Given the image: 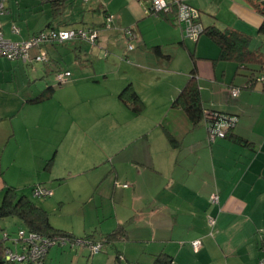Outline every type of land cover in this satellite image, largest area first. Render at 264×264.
<instances>
[{"label": "crops", "instance_id": "crops-1", "mask_svg": "<svg viewBox=\"0 0 264 264\" xmlns=\"http://www.w3.org/2000/svg\"><path fill=\"white\" fill-rule=\"evenodd\" d=\"M184 1L199 8L203 28L239 31L248 37L250 50L264 55V31L259 30L264 23L262 0ZM5 5L0 22L4 37L11 40H25L49 28L97 30L95 44L72 39L45 45L49 59L44 63L0 58V72L6 68L0 73V98H19L26 116L57 91L30 102L51 85L40 81L35 88L28 86L23 69L38 66L42 74L53 76L68 69L60 64L65 47L80 44L74 52L85 54L89 45L92 53L89 64L79 56L74 60L84 71L60 89V108L69 109L68 116L35 117L19 127L28 139L51 128L58 132L54 142L65 148V168L32 184L48 183L55 190L70 180L74 195L96 202L102 211L98 226L88 222L62 230L98 239L122 227L123 235L95 253L82 246L51 247L43 264H259L258 233L264 228V64L220 59L218 45L206 33L195 41L185 38L174 13H145L141 0H40L37 10L42 16L32 13L27 19L14 16L17 11L7 0ZM107 15L112 16L109 25ZM12 25L18 33L12 32ZM125 28L135 37L126 36ZM128 44L134 48L127 49ZM38 51L33 48L31 53ZM192 74L204 111L237 118L225 136L211 139L204 116L194 124L183 109L171 105ZM82 81L95 82L92 90L97 95L91 96ZM127 84L144 103L140 114L118 99ZM25 88L26 97L20 94ZM233 88L238 90L235 96ZM10 119L0 126V137L16 135ZM213 193L217 204L210 202ZM208 215L216 219L213 227ZM198 238L202 243L194 251L191 241Z\"/></svg>", "mask_w": 264, "mask_h": 264}, {"label": "rangeland", "instance_id": "rangeland-1", "mask_svg": "<svg viewBox=\"0 0 264 264\" xmlns=\"http://www.w3.org/2000/svg\"><path fill=\"white\" fill-rule=\"evenodd\" d=\"M9 3L11 7L13 6V10L17 11L14 16L18 14L24 19H27V16L32 13H37L39 16H42V12L37 10V7L41 6L40 0H7V5H9ZM85 19V23H89L90 20L87 21V19L91 18L86 16ZM78 45L80 44L69 45L68 47H65L68 50H61L60 56L62 61H60V64L63 68L68 67L71 73L68 82L64 85L58 86L52 74H42L41 71L38 70V66L36 67V70H32L31 68H26L25 70L23 69L24 73L25 71L27 72L26 76L30 80L28 81V86H33L32 88H35L39 85L40 81H42L45 86L47 84L51 85L55 87L54 91H57L51 99L46 101L47 103H38L35 105V108H30L33 109L30 115H22L26 108H21L19 104L20 101L18 100L19 98L17 99L16 96L3 95L2 98H0V126L6 124V122H9L12 116L13 124H16L17 127L16 135L9 136L8 134L0 137V203L5 188L11 185L18 195L28 196L35 203V205L44 209L48 214L51 226L59 230L64 229V227L72 228L74 225L83 227V224H85V226H87L88 222H95V226H98L97 223H99V221L102 219V211L101 209H97L96 202H88L74 195L73 192H71V186L73 184L70 180L55 190L49 188L48 183H42L45 188L51 191L49 195L40 196L34 194L33 187L36 184L33 185L31 181L34 180L35 182H38L42 179H46L48 178L50 171L65 168V163L62 160L67 159L66 153H64L65 148L62 150L60 148L61 146L54 142L55 137L58 136V132L53 131L51 128L44 129L39 136L34 137L32 135V137L28 139L24 134H22L19 124L21 122L32 121L35 117H40L41 120H44V118L50 120V118H52V114L53 117L57 119H65V116H68L67 111H69V109L60 108L61 102L59 101L62 95L60 89L63 90L66 88L74 80H76L75 77L77 75L83 73L84 69L78 70V68L74 66V60L78 56L81 60L86 62L85 64H89V62L92 60V58H90L92 53L90 54L89 52V45L87 46L88 48H86L87 53L84 54L83 52L79 53V51H77L76 54L74 49ZM0 58L5 62H8L9 60L6 57ZM10 66L11 65L9 64L7 67V70L9 71L11 70ZM5 69L6 68L4 67L1 68V72L5 73ZM16 70L17 69L11 72ZM80 83L90 86H87L86 88H88V91L93 93L92 89L93 86H95L93 83L95 82L86 83L82 81ZM94 88H97L96 92H98V87ZM99 88L101 90L102 87ZM26 90L27 88L20 91V94L24 95V97L27 95L25 92ZM96 95L97 93H93L91 96ZM18 112L19 115H16ZM20 116H22V121H20ZM104 116L105 115L102 114V118ZM67 118H73V116H69ZM97 130L100 131L101 128H98ZM90 148L92 149V146ZM40 156L43 158L41 159ZM54 157L55 163L53 164ZM60 195L66 196L60 197ZM19 227L20 223L16 217L8 216L5 218H0V236L2 231H6L11 235L12 238H16ZM7 244L9 245V243ZM8 264H25V262H10Z\"/></svg>", "mask_w": 264, "mask_h": 264}, {"label": "built area", "instance_id": "built-area-1", "mask_svg": "<svg viewBox=\"0 0 264 264\" xmlns=\"http://www.w3.org/2000/svg\"><path fill=\"white\" fill-rule=\"evenodd\" d=\"M145 13L152 14H175V23L180 27L182 35L185 38L195 41L198 36L203 33V26L200 22V10L196 6L184 0H141ZM6 0H0V15L6 12ZM111 15H107L106 22L108 25L111 22ZM13 33H18L19 28L12 25ZM124 33L129 38H134L135 35L131 28H125ZM79 39L88 41L90 44H95L97 40V30L95 27L86 28H49L33 33L25 40H11L3 35L2 25L0 22V56L10 60H22L25 63L31 61L44 62L47 59V54L43 49L44 44L62 43L66 40ZM33 48L39 51L35 54L31 53ZM134 46L128 44L127 49L131 50ZM107 51H104L102 56H106ZM71 73L67 70H62L54 74L55 80L59 84L68 82ZM236 88L231 89L232 95H237ZM204 117L207 121L210 138L216 136H225L234 126L237 118L232 115L223 114L215 110H205ZM123 187L128 186L127 183L122 184ZM35 195L45 196L51 192L40 184L33 187ZM210 202L217 204L218 196L216 193L211 194ZM215 217L208 215L207 221L210 227L215 224ZM260 249L262 257L259 259V264H264V228L259 230ZM0 239L10 243V246H4L3 257L7 262H22L28 264H42L43 260L51 247H87L90 253L100 251L104 247L102 242H93L90 239L70 236L68 234H55L46 236L35 231H29L23 228H18L17 237L12 238L9 233L2 231ZM201 239L191 241V246L194 251H197L201 246Z\"/></svg>", "mask_w": 264, "mask_h": 264}, {"label": "trees", "instance_id": "trees-1", "mask_svg": "<svg viewBox=\"0 0 264 264\" xmlns=\"http://www.w3.org/2000/svg\"><path fill=\"white\" fill-rule=\"evenodd\" d=\"M260 2L262 4V8H264V0ZM259 30L264 31V23H262ZM203 33H206L218 45L220 59L234 60L239 65L253 63V64H257L259 67H262L261 65L264 64V55H262L259 51H252L248 48L249 40L248 37L245 36V34L236 30H220L215 26H209L207 28H204ZM52 44H58V43H52ZM52 44H44V46L52 45ZM46 57L47 60L44 62L48 61L49 59L48 54ZM64 70L67 71L68 69H64ZM59 71L62 70L55 71L53 73V77L54 74ZM56 84L58 86L64 85V84H59L57 82ZM53 91H54L53 86H48L44 90H42L37 97L29 101L39 102L43 99L50 97ZM117 96L118 99L128 108H130L134 113L140 114L143 111L144 103L140 99V97L138 96L137 92L134 90L131 84H127L118 93ZM171 105L173 107H180L181 109H183L186 115L188 116V118L194 124L198 123L202 119V117L204 116V108L202 106L200 90L197 80L195 78V74H192V76L188 79L186 84L182 87V89L179 91L177 96L173 99ZM168 137L172 143L175 141L171 136L168 135ZM8 216L16 217V219L20 223L19 228H23L29 231H35L46 236H52L58 233L68 234L70 236H73L63 230L53 228L49 222L47 212L41 207L35 205V203L28 196L18 195L12 186L5 188L0 203V218H5ZM121 235H123V228L118 227L112 230L111 232L107 233L105 236H101L98 239L91 238L89 236L80 237V238H85V239L88 238L93 242H102L105 245L107 243L112 242L114 239L118 237L122 238ZM7 243L9 242L0 239V264L9 263L4 259L2 254L3 253L2 250L4 246H10V243L9 245Z\"/></svg>", "mask_w": 264, "mask_h": 264}]
</instances>
